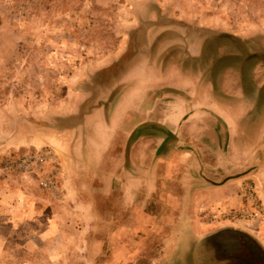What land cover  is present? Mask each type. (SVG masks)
I'll list each match as a JSON object with an SVG mask.
<instances>
[{
    "label": "rangeland",
    "instance_id": "obj_1",
    "mask_svg": "<svg viewBox=\"0 0 264 264\" xmlns=\"http://www.w3.org/2000/svg\"><path fill=\"white\" fill-rule=\"evenodd\" d=\"M200 27L248 40L261 52L264 0H0V150L11 131L22 138L28 123L72 128L101 104L106 114L122 88L135 84L123 75L148 58L162 65L175 55L180 63L179 52L195 45ZM92 130L89 123L83 134ZM43 147L55 153L60 175L62 160L50 144ZM17 154L0 156V264H76L71 255L88 240L79 236L84 218L57 202L62 189L48 199L36 180L5 173L3 160ZM240 207L219 204L203 212L213 221H237ZM31 210L38 218H26ZM144 237L132 233L130 248H145Z\"/></svg>",
    "mask_w": 264,
    "mask_h": 264
},
{
    "label": "crops",
    "instance_id": "obj_2",
    "mask_svg": "<svg viewBox=\"0 0 264 264\" xmlns=\"http://www.w3.org/2000/svg\"><path fill=\"white\" fill-rule=\"evenodd\" d=\"M242 62L237 57V70L225 69L216 86L183 88L181 83L177 84L176 73L168 76L167 85L154 82V87L167 88L160 94L171 101L164 111L155 104L148 119L139 112L138 126L154 123L153 134L140 135L134 141L126 154L128 164L125 151L116 153L120 167L107 165L106 196L98 192L89 205L96 211L108 203L128 204L136 189L137 199L143 198L146 203L149 197L156 204L176 206V210L143 216L134 226L124 221V215L119 219L109 209L96 212L93 217L105 221L106 226L97 225L91 235L106 236L107 240L89 248H76L75 259L72 258L76 264H222L219 258L224 264L249 262L228 255L225 248H237L232 239L224 238L220 247L208 241L199 243L201 238L215 232L219 223L208 219L203 211L219 204L231 207L237 203L242 207L245 203L242 188L247 183L257 188L264 212V65H256L248 72ZM158 128L169 134L157 132ZM129 137V134L123 137L122 150ZM141 156L147 159L144 166L139 161ZM133 183L135 186L131 188ZM63 194L57 202L69 205ZM44 196L50 199L46 193ZM135 202L140 201H131ZM33 212L29 211L26 218H38ZM11 219L9 231L15 233L18 229L14 217ZM151 222L154 236H163L157 248H128L120 241L129 233L143 232L145 237L140 244L146 243ZM237 222L256 231L258 245L254 248H261L263 259L259 262L257 258L250 264H264V219L258 223Z\"/></svg>",
    "mask_w": 264,
    "mask_h": 264
},
{
    "label": "water",
    "instance_id": "obj_3",
    "mask_svg": "<svg viewBox=\"0 0 264 264\" xmlns=\"http://www.w3.org/2000/svg\"><path fill=\"white\" fill-rule=\"evenodd\" d=\"M197 30L198 37L195 45L183 48L179 52L180 63H178L175 55L170 56L168 61L162 65L156 63L151 65L155 59L148 58L144 63L129 70L127 76L126 74L123 75V77L127 78L126 80H132L131 83L134 82L135 84L132 83L129 89L126 86L122 88L117 101L108 108L106 114V106L101 104L93 108L87 115H84L72 128L57 129L45 126L38 128L35 123H28L29 128H27L25 134H22V138H17L15 130L11 131L9 141L1 147L4 148L0 150V156L10 155L17 150H20L22 155L32 154L44 144H50L55 149L62 160L59 184L68 198L70 208L81 213L85 220V229L79 235L88 239L84 248L95 246V237L91 235V233H94L95 227L97 225L106 226L105 221H101L97 216L93 217L96 212H106L109 209V212L117 215L119 219L124 215V221L129 222L130 226H133V224L138 225L143 216L146 218L150 215H158L165 212L171 213L176 210V206L156 204L149 197L146 203L143 202V198L137 199L139 195H137L136 189L133 190L129 199L130 203L128 204H111L113 205L111 206L108 203L106 207H98L96 211H92L91 208L93 206L89 205L92 196H95L98 192L102 197L106 196L107 165L120 167L116 153L125 151V159L128 164L129 161H127L126 154L134 141L140 135L153 134L154 123L146 122L138 126L139 112L142 116L146 115L148 119V115L152 114L155 104L157 109L160 108L164 111L169 101H171V98L160 94L167 91V88L154 87V82L159 86L167 85L170 79L168 76L171 73H176L177 84L180 86L181 83L183 88L192 89L195 85L204 87L216 86L221 80L225 69L234 68L237 70V57L243 60L241 65L248 72L254 69L256 65H264V50L261 52L253 51L250 48L251 42L248 40L224 32L220 33L209 27H200ZM147 61L151 63L148 64ZM191 62L197 67L188 68L187 66ZM100 69L95 70L93 73L99 72ZM132 75H136L134 80ZM156 98H158L157 103ZM77 112L74 110L71 113L76 115ZM56 117L65 119V116ZM89 123L93 126V133L89 135L90 137L83 134L86 125ZM40 130L41 132L36 134ZM156 131L169 134L159 128ZM126 134H129L130 137L122 150L123 137ZM65 135H67L66 139ZM143 148L145 149V145H143ZM145 160L147 159L143 158V156L139 158L142 166L145 165ZM150 162L153 165L152 160ZM129 180L131 179L129 178ZM134 186L135 184L133 183L131 188ZM254 192L258 201H260L258 190L255 186ZM133 200L140 202L131 203ZM216 226V231L201 238L199 243L208 241L211 245L220 247L223 244V239L229 238L234 241L233 244L237 248H225L230 253L228 255L249 261L247 264H250L251 261V263H254L257 258H259V262L263 259L261 248H254L258 243L255 238L256 231L251 226L237 221L219 222ZM147 228L149 231L145 248H157L159 240H162L163 236L161 238L154 236L152 222ZM130 238L131 234L129 233L119 239L130 248ZM212 249L219 250L221 248ZM75 252L76 250L71 255L73 259H75ZM84 255L87 257V254L82 252V256Z\"/></svg>",
    "mask_w": 264,
    "mask_h": 264
},
{
    "label": "built area",
    "instance_id": "obj_4",
    "mask_svg": "<svg viewBox=\"0 0 264 264\" xmlns=\"http://www.w3.org/2000/svg\"><path fill=\"white\" fill-rule=\"evenodd\" d=\"M2 166L7 174H16L22 179L36 180L38 188L50 196L60 194L59 162L55 153L48 147L40 148L32 154L6 157ZM242 198L245 203L233 214L234 219L245 222H261L264 219V212L251 184L247 183L243 186Z\"/></svg>",
    "mask_w": 264,
    "mask_h": 264
},
{
    "label": "flooded vegetation",
    "instance_id": "obj_5",
    "mask_svg": "<svg viewBox=\"0 0 264 264\" xmlns=\"http://www.w3.org/2000/svg\"><path fill=\"white\" fill-rule=\"evenodd\" d=\"M218 258H219V257H218ZM219 260L221 261L222 264H224L223 261H222L220 258H219ZM227 264H230V263H227Z\"/></svg>",
    "mask_w": 264,
    "mask_h": 264
}]
</instances>
